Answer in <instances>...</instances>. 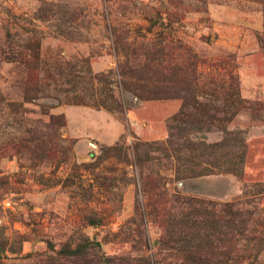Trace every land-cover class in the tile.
<instances>
[{
	"label": "rangeland",
	"instance_id": "1",
	"mask_svg": "<svg viewBox=\"0 0 264 264\" xmlns=\"http://www.w3.org/2000/svg\"><path fill=\"white\" fill-rule=\"evenodd\" d=\"M0 264H264V0H0Z\"/></svg>",
	"mask_w": 264,
	"mask_h": 264
}]
</instances>
